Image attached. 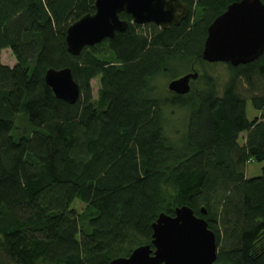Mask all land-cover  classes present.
Masks as SVG:
<instances>
[{
	"label": "trees",
	"instance_id": "obj_1",
	"mask_svg": "<svg viewBox=\"0 0 264 264\" xmlns=\"http://www.w3.org/2000/svg\"><path fill=\"white\" fill-rule=\"evenodd\" d=\"M182 1L177 26L120 13L124 31L72 55L66 29L94 0H0V53L15 58L0 60V264H109L151 244L158 215L182 205L214 233V264H264V52L225 63L224 78L205 71L207 26L239 0ZM178 65L198 72L190 91L158 93L154 80L179 77ZM65 67L80 89L74 104L44 82ZM168 108L186 111L183 130ZM250 162L262 167L246 178ZM75 199L90 212L84 228Z\"/></svg>",
	"mask_w": 264,
	"mask_h": 264
},
{
	"label": "water",
	"instance_id": "obj_2",
	"mask_svg": "<svg viewBox=\"0 0 264 264\" xmlns=\"http://www.w3.org/2000/svg\"><path fill=\"white\" fill-rule=\"evenodd\" d=\"M94 11L72 22L65 32L66 50L78 55L86 46L124 31L128 21L119 17L125 13L134 24H154L168 29L179 25L189 13L182 0H94ZM264 52V1L239 0L207 26L201 58L207 63L247 64ZM198 72L190 71L169 81L167 90L177 95L190 91V83ZM44 82L53 95L74 104L80 89L68 67L49 68ZM201 213L205 214L202 207ZM151 244L134 248L127 257L112 259L109 264H214L217 248L214 233L206 221L196 216L186 205L176 207L174 215L160 213L152 224Z\"/></svg>",
	"mask_w": 264,
	"mask_h": 264
},
{
	"label": "rangeland",
	"instance_id": "obj_3",
	"mask_svg": "<svg viewBox=\"0 0 264 264\" xmlns=\"http://www.w3.org/2000/svg\"><path fill=\"white\" fill-rule=\"evenodd\" d=\"M0 60L1 63L4 65H7L9 67L13 66L15 64V58L13 56V54L11 53V51L9 49H3L0 53ZM207 63V62H206ZM209 64H214V65H206L204 66V70L209 72L212 75L218 76L220 78H224V75L226 73V66L225 63H209ZM185 65H178L177 67H175L174 69L178 72L181 73L185 70ZM200 70V69H199ZM186 73V72H184ZM184 73H181L180 76ZM171 79L164 77V76H158L155 80H154V85L155 88L157 90L158 93H166L167 90V85L169 83ZM90 85H91V91H92V96L93 98L97 97V89L99 86V80L97 77L93 78L90 81ZM191 85V83H190ZM170 111V119L172 121V124L174 126V129H184L185 126V119H186V111L183 109H177V108H172L169 109ZM250 112V113H249ZM247 113L248 118H253L255 117L258 112L251 109L250 111ZM16 125H17V133H21L23 132L24 128L26 127L24 118L22 116H18L17 120H16ZM244 134L240 135L239 138V143H242ZM251 163L250 167H256V162L255 163ZM249 163L245 164L244 167V174H247L246 172H248L246 170V166H248ZM71 209L74 211V213H76L79 217V221H80V225L82 228L86 227L87 224V219L88 216L90 215V212L86 209V206L81 203L78 199H75L72 204H71Z\"/></svg>",
	"mask_w": 264,
	"mask_h": 264
},
{
	"label": "crops",
	"instance_id": "obj_4",
	"mask_svg": "<svg viewBox=\"0 0 264 264\" xmlns=\"http://www.w3.org/2000/svg\"><path fill=\"white\" fill-rule=\"evenodd\" d=\"M250 108L252 109L251 105L249 103L246 104V114L250 111ZM250 113V112H249ZM255 163V162H252ZM251 163H249L248 166H246V170L248 172H246L247 174H244L246 178H251V177H255L258 176L260 174V170L262 167L261 163H257L256 167H250Z\"/></svg>",
	"mask_w": 264,
	"mask_h": 264
}]
</instances>
